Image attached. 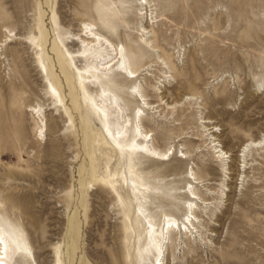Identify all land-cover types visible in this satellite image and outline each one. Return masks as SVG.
<instances>
[{
    "label": "rangeland",
    "instance_id": "374dc122",
    "mask_svg": "<svg viewBox=\"0 0 264 264\" xmlns=\"http://www.w3.org/2000/svg\"><path fill=\"white\" fill-rule=\"evenodd\" d=\"M149 2L153 21L139 15L135 0H0V220L25 235L37 264H57L58 255L63 264H140L145 229L138 218L147 212L133 198V181L156 188L145 206L157 224L163 213L181 221L193 170L199 198L214 203L212 194L222 188L228 198L211 216L197 202L202 235L174 234L167 264H264V150L240 152L264 136V0ZM83 20L124 45L135 71L146 70L135 80L111 76L129 115L144 107L128 95L133 85L155 106L154 86H162L165 102L177 103L173 115L145 110L154 145L174 146L172 161L136 159L104 146V125L58 48L60 33L79 34ZM141 26L149 32L148 47ZM6 29L13 41L1 50ZM158 56L167 65L158 64ZM5 57L12 67H5ZM163 72L171 77L166 87ZM51 86L66 108L52 104ZM37 99L48 125L40 141L28 111ZM201 118L218 126L215 137L230 156L228 174L209 143L197 139L205 131ZM108 168L117 192L96 183L98 176L113 179ZM169 187L179 197L184 192V201L163 196Z\"/></svg>",
    "mask_w": 264,
    "mask_h": 264
},
{
    "label": "bare ground",
    "instance_id": "6f19581e",
    "mask_svg": "<svg viewBox=\"0 0 264 264\" xmlns=\"http://www.w3.org/2000/svg\"><path fill=\"white\" fill-rule=\"evenodd\" d=\"M131 2L132 0H128ZM140 6L139 15L143 18L153 21L154 12L151 9L149 0H135ZM151 12V13H149ZM79 34H73L69 31L60 33V42L58 44L59 51L63 59L68 63L71 69H75L78 85L81 91L87 95V100L99 116L104 125L107 139L104 146L110 149L113 153L120 152L130 156L143 159H150L156 162H170L174 156V146H168L165 150L154 145V130L145 126V110L162 109L163 112H168V115H173L177 110V103L169 104L165 102L161 95V87L154 86V91L159 96L158 105L151 104L148 98L145 97L139 86L133 85L129 87L128 95L137 99V101L144 107H136L132 114L129 115L127 107L121 102L120 96L116 92L118 86L113 84L111 76H124L127 80H135L146 72L145 68L134 70L128 58L127 50L124 45L116 44L106 34L101 32L96 25L90 20H83L81 23ZM141 40L145 42V46L150 45V41L145 39L149 35L147 28L141 26ZM6 40L5 44L2 42L1 50L4 46H8L7 42H12V31L5 30ZM16 36V35H14ZM75 44V45H74ZM72 45V46H71ZM77 47V50L72 51L71 47ZM153 51L154 46H152ZM3 56V54H2ZM39 61H43L41 53L37 52ZM4 58L5 67H12L11 62ZM158 64L167 65L165 61L158 56ZM14 71V70H13ZM164 78L161 83L166 87L171 77L167 72H163ZM149 75V74H148ZM262 90V89H261ZM47 95L53 101L55 107H67L63 100L62 94L55 86H51L47 90ZM192 96H188L187 100H194ZM28 111L35 119L36 123V137L38 141L44 139L45 131L47 130V122L45 121L46 110L44 105L40 104L38 99L34 104L28 106ZM157 113V111H155ZM160 115V120H162ZM168 119V116H166ZM202 128L205 130L201 132L197 139L208 144V149L214 154L215 160L219 163L221 171H229L228 152L220 149L219 140L215 137L217 133L212 120L201 118ZM207 133V134H206ZM264 150V136L258 140L250 139L241 148L243 156L252 154L256 151ZM246 162V161H245ZM247 165V164H246ZM228 167V169H227ZM246 167V166H245ZM108 172L113 179L108 180L103 176L96 177V183L101 188L111 187L115 192L117 189L113 183L115 174L113 175L111 169ZM229 172H226L228 174ZM193 180L190 186L191 198L185 201V218H177L173 213H163L160 223L157 224L156 216L145 206L152 195H155L156 188L150 184H144L138 180H134L135 186L133 198L140 207H143L147 214L141 211L138 221L144 225L145 237L139 247V263L140 264H167L170 253V246L172 245V236L180 235L181 238H189L196 234H201L202 223L200 217L197 215L199 208L198 201H202L205 208L200 211L209 216L215 215L220 209L222 198L227 196L226 189H215L217 195L212 194V200H202L194 191V184L201 183L200 179L193 173ZM187 182V186H188ZM225 187L224 184H220ZM219 185V186H220ZM229 186V185H227ZM184 192L182 193V197ZM175 188H165L163 196L173 201L183 202L184 198L177 196ZM161 197V196H160ZM163 198V197H162ZM120 198V204H123ZM158 226V227H157ZM200 226V227H199ZM196 237V236H195ZM208 240V239H204ZM24 261V264H37L36 256L33 248L25 235L16 227L4 220H0V264H17L18 261ZM57 264H63L60 256H57Z\"/></svg>",
    "mask_w": 264,
    "mask_h": 264
}]
</instances>
